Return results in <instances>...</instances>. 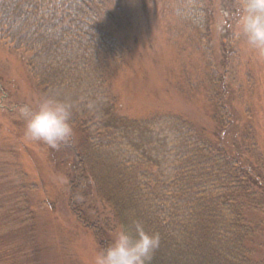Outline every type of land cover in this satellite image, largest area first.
I'll return each mask as SVG.
<instances>
[{"label": "trees", "instance_id": "obj_1", "mask_svg": "<svg viewBox=\"0 0 264 264\" xmlns=\"http://www.w3.org/2000/svg\"><path fill=\"white\" fill-rule=\"evenodd\" d=\"M131 2L0 0V39L27 53L44 96L73 104L74 137L60 146L70 154L69 208L100 250L115 227L139 221L160 237L151 264H264L251 256L250 239L264 231L261 171L180 114L119 111L109 81L129 43L112 26L121 3ZM210 3L180 0L172 15L180 22L175 29L187 30L206 55L212 116L226 127L231 117L219 93V62L210 56ZM247 207L260 210L262 220L250 224Z\"/></svg>", "mask_w": 264, "mask_h": 264}, {"label": "rangeland", "instance_id": "obj_2", "mask_svg": "<svg viewBox=\"0 0 264 264\" xmlns=\"http://www.w3.org/2000/svg\"><path fill=\"white\" fill-rule=\"evenodd\" d=\"M179 1L121 3L112 29L127 39L129 53L109 81L118 109L130 117L180 114L264 176V56L239 35V3L211 0L208 7L210 56L219 62L213 68L231 117L220 127L208 100L206 55L187 30L175 29ZM26 56L0 39V264H94L97 240L68 205L70 154L25 137L19 109L35 110L44 97ZM244 213L250 224L262 220L258 209ZM250 239L251 256L264 262V231Z\"/></svg>", "mask_w": 264, "mask_h": 264}, {"label": "clouds", "instance_id": "obj_3", "mask_svg": "<svg viewBox=\"0 0 264 264\" xmlns=\"http://www.w3.org/2000/svg\"><path fill=\"white\" fill-rule=\"evenodd\" d=\"M237 29L247 46L264 56V0H239ZM72 111L69 100L54 95L42 97L35 110L21 107L25 137L59 148L74 137ZM159 246V234L149 233L142 223L134 221L131 227L120 226L111 244L96 254L94 264H151Z\"/></svg>", "mask_w": 264, "mask_h": 264}]
</instances>
